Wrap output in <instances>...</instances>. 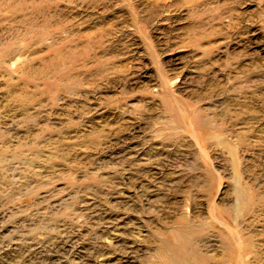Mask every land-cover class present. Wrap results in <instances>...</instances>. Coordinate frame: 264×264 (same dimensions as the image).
<instances>
[{"label": "rangeland", "instance_id": "374dc122", "mask_svg": "<svg viewBox=\"0 0 264 264\" xmlns=\"http://www.w3.org/2000/svg\"><path fill=\"white\" fill-rule=\"evenodd\" d=\"M0 264H264V0H0Z\"/></svg>", "mask_w": 264, "mask_h": 264}]
</instances>
